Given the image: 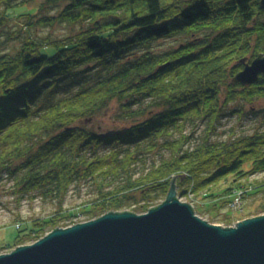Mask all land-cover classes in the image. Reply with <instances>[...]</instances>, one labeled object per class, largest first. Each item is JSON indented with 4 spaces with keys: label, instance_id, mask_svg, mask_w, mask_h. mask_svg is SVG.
Wrapping results in <instances>:
<instances>
[{
    "label": "trees",
    "instance_id": "16d2710c",
    "mask_svg": "<svg viewBox=\"0 0 264 264\" xmlns=\"http://www.w3.org/2000/svg\"><path fill=\"white\" fill-rule=\"evenodd\" d=\"M27 3L0 0V26L13 14L27 17L33 28ZM62 3L57 17L37 25L84 27L78 34L40 42L22 41L14 32L8 39L22 41L16 52L2 53L0 45V185L12 181L22 200L64 203L73 188L95 184L100 196L86 214L100 218L141 203L149 211L166 200L174 177L179 196L228 183L223 193L232 195L243 180L264 173V132L213 141L230 105L264 99V78L247 87L232 83L243 62L264 54L261 0L46 5ZM175 37L191 40L165 53L151 50ZM137 50L141 55L133 56ZM115 101L123 119L136 120L132 127L107 134L79 125ZM201 124L202 141L192 146L188 129ZM161 149L171 158L150 165ZM65 213L30 228L20 225L21 234H30L18 245H26L27 236L39 240L48 230L69 227L62 226Z\"/></svg>",
    "mask_w": 264,
    "mask_h": 264
},
{
    "label": "water",
    "instance_id": "95a60500",
    "mask_svg": "<svg viewBox=\"0 0 264 264\" xmlns=\"http://www.w3.org/2000/svg\"><path fill=\"white\" fill-rule=\"evenodd\" d=\"M243 65L233 85L252 86L264 78V54ZM178 180L147 213L110 212L57 228L0 255V264H264V215L229 228L211 224L180 201Z\"/></svg>",
    "mask_w": 264,
    "mask_h": 264
},
{
    "label": "rangeland",
    "instance_id": "374dc122",
    "mask_svg": "<svg viewBox=\"0 0 264 264\" xmlns=\"http://www.w3.org/2000/svg\"><path fill=\"white\" fill-rule=\"evenodd\" d=\"M27 1L28 3L24 9L35 16L33 20L35 26L27 28L29 21L27 17H17L11 14L8 23H3L0 26L2 53L16 52L21 47L22 41L28 37H32L40 42L47 39L60 40L78 34L84 29L82 26L71 25H57L54 27L37 25V22L43 18L57 17L64 10L67 3L46 5L47 0ZM14 32L19 33L22 41H11L8 39V35ZM189 40L191 39L187 40L184 37L159 40L152 44L151 50L156 54L165 53L179 48L181 44ZM253 44L251 42L252 46ZM139 55L141 54L137 50L133 56ZM135 123L136 120H126L121 117L120 104L115 101L97 116L91 120L85 119L79 125L87 129H93L98 133L114 134L121 130L129 129ZM203 130V124L197 129H188V134L194 135L193 142L191 143L192 146H196L202 141L201 137L204 136ZM257 132H264V99L256 100L254 103L239 101L230 105L225 110V116L219 125L218 132L214 136L213 141L222 143L229 141L233 134L236 136H251ZM170 158L171 152L161 149L157 155L150 158L149 163L153 165L154 161H159L160 163ZM141 171L138 170V173ZM241 183L243 188L236 190L232 195L229 193L225 195L223 193V191L229 188L228 183L227 185L214 188L212 191H204L200 195H195V192L189 188L186 194L179 196V199L183 203L188 202L192 204L197 215L211 224L219 225L223 228L234 227L236 223L264 215V173L255 174ZM254 188H259V190H254ZM111 189L109 188V190ZM237 191L239 192L238 194ZM221 194H223V197H221ZM99 196L97 185L86 184L82 187L73 188L64 203L43 199L41 196L36 199L25 198L22 200L15 194L14 183L5 180L0 185V255L11 253L18 247H21L18 245L19 237L30 234V232L21 234L18 229L20 225L22 229L27 226L30 228L33 222L38 220L48 221L50 218L59 216L62 212H66L65 217H67L62 226L69 225L70 227L98 219L92 218L90 214L86 213L89 211L88 205L96 202ZM135 196L138 195L135 194ZM211 196L216 197L212 198ZM164 201V199H161L152 204L151 208L159 206ZM144 208L145 206L141 203L139 205L135 204L123 211L144 214L148 212ZM52 231L48 230L46 235ZM25 238L27 241L26 245H31L37 241L35 235L32 236V240L29 236Z\"/></svg>",
    "mask_w": 264,
    "mask_h": 264
}]
</instances>
